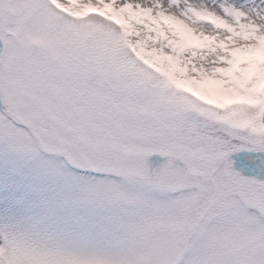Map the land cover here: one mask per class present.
<instances>
[{
	"label": "snow or ice",
	"instance_id": "6c2138e0",
	"mask_svg": "<svg viewBox=\"0 0 264 264\" xmlns=\"http://www.w3.org/2000/svg\"><path fill=\"white\" fill-rule=\"evenodd\" d=\"M0 264H264V0H0Z\"/></svg>",
	"mask_w": 264,
	"mask_h": 264
}]
</instances>
